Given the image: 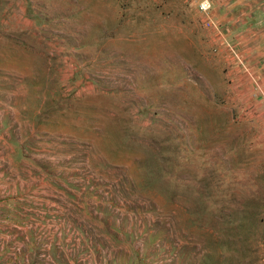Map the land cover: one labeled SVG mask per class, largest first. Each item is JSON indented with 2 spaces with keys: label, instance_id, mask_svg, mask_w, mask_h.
I'll use <instances>...</instances> for the list:
<instances>
[{
  "label": "rangeland",
  "instance_id": "obj_1",
  "mask_svg": "<svg viewBox=\"0 0 264 264\" xmlns=\"http://www.w3.org/2000/svg\"><path fill=\"white\" fill-rule=\"evenodd\" d=\"M10 262L264 264V0H0Z\"/></svg>",
  "mask_w": 264,
  "mask_h": 264
},
{
  "label": "built area",
  "instance_id": "obj_2",
  "mask_svg": "<svg viewBox=\"0 0 264 264\" xmlns=\"http://www.w3.org/2000/svg\"><path fill=\"white\" fill-rule=\"evenodd\" d=\"M210 0H206V2H209ZM202 8L204 9V10H207L208 8H209V5H207V3H203L202 4Z\"/></svg>",
  "mask_w": 264,
  "mask_h": 264
},
{
  "label": "crops",
  "instance_id": "obj_3",
  "mask_svg": "<svg viewBox=\"0 0 264 264\" xmlns=\"http://www.w3.org/2000/svg\"><path fill=\"white\" fill-rule=\"evenodd\" d=\"M233 18H234V16H233ZM9 264H12V263L10 262Z\"/></svg>",
  "mask_w": 264,
  "mask_h": 264
}]
</instances>
